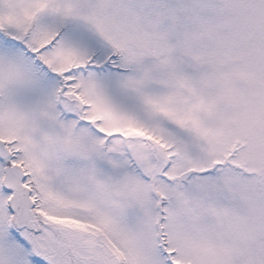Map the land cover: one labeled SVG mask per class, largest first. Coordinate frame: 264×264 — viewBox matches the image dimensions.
Listing matches in <instances>:
<instances>
[{
  "label": "snow or ice",
  "instance_id": "obj_1",
  "mask_svg": "<svg viewBox=\"0 0 264 264\" xmlns=\"http://www.w3.org/2000/svg\"><path fill=\"white\" fill-rule=\"evenodd\" d=\"M0 264H264V0H0Z\"/></svg>",
  "mask_w": 264,
  "mask_h": 264
}]
</instances>
